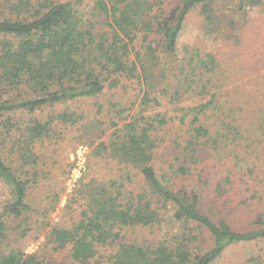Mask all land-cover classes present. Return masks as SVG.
Returning <instances> with one entry per match:
<instances>
[{"label": "trees", "instance_id": "trees-1", "mask_svg": "<svg viewBox=\"0 0 264 264\" xmlns=\"http://www.w3.org/2000/svg\"><path fill=\"white\" fill-rule=\"evenodd\" d=\"M0 183V264H264V0H0Z\"/></svg>", "mask_w": 264, "mask_h": 264}, {"label": "rangeland", "instance_id": "rangeland-1", "mask_svg": "<svg viewBox=\"0 0 264 264\" xmlns=\"http://www.w3.org/2000/svg\"><path fill=\"white\" fill-rule=\"evenodd\" d=\"M168 3H176L177 0H167ZM200 22V16L197 9H193L187 17L185 21V26L183 31L181 32L179 43H192L199 36L198 32V23ZM114 89H110V86H107L105 91L112 92ZM62 105H59V107ZM89 150L84 145H79L76 147L72 153H69L67 159L65 160V164H67V170L70 169L69 175L65 180V192L60 200L57 211L53 214L52 221L60 220L59 216L62 214V208L66 203L68 194L71 192L76 179L80 176L81 172L85 169L87 163V155ZM72 164V166H68V164ZM65 179V178H64ZM9 197V191L2 183H0V200L7 199ZM132 231H128L130 234ZM135 235L138 237H147L151 240L155 239L160 235V232L157 230H149V229H137L135 230ZM44 246H42V237L39 240L32 241L30 245L27 247V251H36L41 259V264H78L77 262L72 261L71 259L65 257L64 255H51L46 252H43ZM99 251L102 255L109 254V247H100ZM244 252H246L243 246H233L229 248L223 256L215 261L213 264H229L234 262L237 259L244 257ZM46 253V254H44Z\"/></svg>", "mask_w": 264, "mask_h": 264}]
</instances>
